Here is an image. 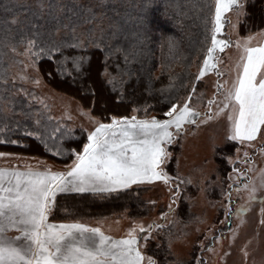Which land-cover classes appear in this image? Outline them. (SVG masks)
<instances>
[{
  "label": "rangeland",
  "instance_id": "rangeland-1",
  "mask_svg": "<svg viewBox=\"0 0 264 264\" xmlns=\"http://www.w3.org/2000/svg\"><path fill=\"white\" fill-rule=\"evenodd\" d=\"M92 1L96 4L100 3V0ZM176 1L180 2V0ZM244 1L242 0L243 3ZM126 2L131 4L127 12L129 15L133 14L134 18L132 20H121L116 29L121 34L124 46L129 37L135 35L136 31L147 37L153 32H171L173 30L170 26L157 25L158 19H171L168 13L170 10L168 2L172 3V0H105L103 5L108 6L112 3L120 8L128 7L125 4ZM207 5H212V7L209 8ZM94 6L96 7V5ZM244 9L243 14L239 17L235 9L225 13V19L230 23L225 24L224 35L218 38L229 39L231 46L226 48L223 53H217L219 60L217 68L223 75L217 77L215 71L209 72L200 81V86L197 85V93L193 97L191 106L201 113L202 118L209 111L212 113L217 111L216 104L209 109L208 100L215 99L220 102L223 99L221 95L217 94V81L227 88L236 77L235 64L239 60L241 51L236 48L235 42L252 37L250 46L264 45V30L243 35L239 32L240 23L244 19ZM200 11L201 13H209L210 16L213 15L214 0H203ZM127 12L125 15L128 17ZM96 18H101L97 12ZM104 18L94 23L93 33L89 37H86V32L83 31L79 35L83 36V38L79 37L80 42L84 43L90 39L88 42L91 43L95 39V32H98L99 36L104 35L109 27L106 20L101 23ZM233 24L236 25V28L232 27ZM101 29L102 31H100ZM128 33L129 35H126ZM208 46H210V39ZM32 51L35 52V50ZM24 52L25 50L22 51L21 47H18L15 52L11 50L10 54L3 60L7 66V72L3 75L1 83L3 87L0 98L1 108L5 110L3 113L5 112L10 118H14L12 116L15 109L12 106L13 98L22 97L27 99L28 106L26 108L28 110L24 111V115H18V117L19 119L31 118L35 132H39L45 137L53 136L52 140H48L49 147L52 149V151H49L50 154L56 150L54 145L60 143H63L66 149L68 142L83 139V143H85L88 132L94 131L98 123H111L113 117L121 119L123 117L131 118L135 115L138 119L166 118L162 116V113H156V110L160 109L162 105L155 103L153 99L158 91L162 93L160 91L162 89L176 88L174 85L178 84L180 80L179 75L164 74V72H169L171 69L163 68L164 66L159 64L160 60H158V65H156V70L153 73L156 80L150 78V69L147 70V66L140 67L143 69H140L139 72L140 81L138 85L141 86L144 96L139 101L132 100L130 102L122 97L124 88L121 86L127 85V79L120 80L122 84L120 87L118 84H114V87L113 83L116 82L114 79H117L120 84L119 79L112 78L108 70H105L103 77H101L92 65L87 80L90 81L94 91L88 85L77 82L76 85L83 88V92L81 96H76L68 90L70 89L75 93V88L71 84L58 81L57 88L52 86L51 83L56 76L42 75L37 62L33 66L32 59L23 55ZM117 54L124 60L125 55L121 50ZM110 56L112 55L108 54L105 60ZM113 57H115V54ZM165 58L170 57L167 54ZM202 62L203 60L199 62V65L195 64L190 68L189 72L193 73L194 77L188 86V90L186 92L185 89L182 91L181 95H185V97L181 96L179 98L181 102L190 93L192 83L195 81V76L198 74ZM149 66L151 68V65ZM21 77H24V79H21ZM37 79L40 81L39 84L34 83ZM105 81L119 93L117 100L111 99L107 94ZM109 81L112 82L109 83ZM138 92H140V89H138ZM174 100H171V102ZM119 103L123 108L119 107L117 109L114 107L120 105ZM150 103H154L155 109L152 112L148 111ZM129 106L131 108L130 113L127 110V108L130 110ZM102 109L106 111L110 109L115 113L123 112L125 116L105 118L100 115L103 112ZM37 119H40L41 126L36 125ZM57 128L60 129L59 132L55 131ZM68 129L72 130L71 138L61 137V133L66 132ZM172 131L175 130L172 129ZM227 134V112L219 117L214 116L206 123L202 122L201 119L198 120L197 124L185 125L184 130L175 137L174 143L166 145L172 156L164 166V170L173 178L174 182L169 185L161 181L152 184L133 185L132 188L127 189L130 191V198L126 196V199L122 200L121 208L116 214L105 218L87 219L86 217L93 215L82 209L81 201L73 198L75 205H71V202L67 201L69 199H65L66 201L62 199L63 194L57 197L58 207L54 213L59 210L62 216L82 219L74 223H82L89 227H100L106 235L114 239L126 238L127 231L137 224H143L145 227L153 222L164 224L163 229L153 233L155 238L150 241L146 248L143 247V241H141L142 250L145 254L153 255L154 259H157L158 262L164 261V264H198L200 261L203 264H264V224H261V220L264 219L261 208L264 205L259 202L260 198H264V189H260L262 179L260 170L264 169V156L257 151L262 141L258 138L254 142L256 146L249 149L238 142L227 141ZM244 151L249 152L254 164L249 165L242 162ZM0 152L11 153L9 156L0 157V168L15 167L24 170L25 166H31L33 169L41 171L50 168L52 171L67 172L69 169L66 165L71 164L59 162L42 153L40 149L35 148L17 152L0 150ZM56 157L67 158L64 156ZM230 159L233 163L229 162ZM233 166L244 174L240 177L239 185L234 186L242 188L243 184L251 179L259 189L257 192L258 200L250 207L248 206L246 191H232L231 202L225 198L226 193L230 191L227 185L233 183L232 180L228 179L230 175H235L232 172ZM249 167H252L253 171L249 172L247 170ZM177 175L191 178L192 183L178 185V181H175ZM170 188L172 191H169ZM177 190L179 191V197L176 204L173 205L174 212L168 215L166 219H161L163 213L169 211L168 205ZM124 191L126 190L121 192ZM89 202L92 203L90 200ZM225 205H228L232 212V215L227 219L224 215ZM242 205L249 207V210L244 212L242 217H237L235 212ZM74 207L78 208L79 214L71 211L75 209ZM54 213L49 216L50 223H52L50 219H52ZM97 215L103 216V214ZM169 239L171 240V248L168 246ZM209 248L212 251H208ZM149 252H152V254Z\"/></svg>",
  "mask_w": 264,
  "mask_h": 264
},
{
  "label": "snow or ice",
  "instance_id": "snow-or-ice-1",
  "mask_svg": "<svg viewBox=\"0 0 264 264\" xmlns=\"http://www.w3.org/2000/svg\"><path fill=\"white\" fill-rule=\"evenodd\" d=\"M103 3L105 0H100V4ZM39 7L43 8L44 5L40 3ZM207 7L211 8L212 5ZM244 7L242 0H214V14L203 21L205 32L210 33V36L205 35V43L210 39V46L206 48L202 66L183 102L174 100L168 110L162 112V116L166 118L138 119L135 115L121 119L113 117L111 123H98L94 131L88 132L82 151L75 147L66 149L63 143L54 145V156L74 157L71 164L66 165L69 169L67 172L52 171L50 168L41 171L31 166H25L24 170L15 167L0 168V264H164V261L154 259L153 255H146L141 245L143 241V247L146 248L155 238L153 233L163 229L164 224L153 222L147 227L137 224L127 231L126 238L114 239L100 227H89L82 223H50L49 216L57 209V197L60 194L104 195L119 193L133 185L152 184L156 181L166 185L173 183V178L164 170L172 156L166 145L174 143L175 137L184 130L185 125L197 124L201 119L206 123L214 116L219 117L226 112V140L238 142L250 149L256 146L254 142L259 138L262 143L257 151L264 156V45L250 46L252 37L237 40L235 46L241 51V55L235 64L236 77L227 88L217 81L216 91L223 97L222 101L208 100L209 109L216 104L217 111H209L202 118L201 113L191 106L197 93V82L212 71H215L217 77L223 75L217 68V53H223L231 46L229 39L218 38L224 35L225 24L230 23L225 19V13L235 9L239 17L243 14ZM5 10H8L7 5ZM59 11L63 12L64 8L60 7ZM83 11L87 14L82 17L86 23L96 19L92 6L85 7ZM17 22L15 19L11 21L12 24ZM232 27L236 28V25L233 24ZM72 33L79 40L75 28ZM94 46L99 48V44ZM37 47L39 51L33 52V48ZM63 47L65 45L55 41L41 46L37 45L36 40L28 39L23 55L30 57L35 66L42 56L52 60L53 51L61 52ZM67 47L79 49L83 47V42L70 43ZM12 50L15 52V47ZM68 59L65 56L63 60L56 62L57 73H65L64 66ZM86 59L83 56L72 58L74 70L81 76ZM67 75L71 76L72 73L67 72ZM34 83L39 84L40 81L37 79ZM36 125L41 126L40 119L36 120ZM55 131L59 132L60 129ZM24 135L34 137L44 145L46 151H52L48 140H52L53 136L45 137L39 132L28 130H25ZM65 136L71 138L72 130L61 133V137ZM5 143L17 145L18 141L0 139V144ZM9 155L11 153L0 152V157ZM243 156V163L254 164L248 151H244ZM229 162L233 163L231 159ZM247 170L251 172L253 168L249 167ZM232 172L235 175H230L228 179L233 183L227 185L230 191L225 198L231 202L232 191H246L250 207L257 202L259 189L251 179L242 188L234 186L239 185L240 177L244 174L235 166ZM260 175V189H264V169L260 170ZM175 181H178V185L192 183L191 178L179 175ZM178 197L177 190L168 205L169 211L163 213L161 219H166L174 212L173 205ZM259 202L264 205V198H260ZM224 207L227 219L232 212L228 205ZM249 207L240 206L235 215L242 217ZM261 213L264 215V207L261 208ZM261 224H264V219ZM10 231L19 235L11 237L8 235ZM168 246L171 248L170 239ZM208 251L212 249L209 248Z\"/></svg>",
  "mask_w": 264,
  "mask_h": 264
},
{
  "label": "trees",
  "instance_id": "trees-1",
  "mask_svg": "<svg viewBox=\"0 0 264 264\" xmlns=\"http://www.w3.org/2000/svg\"><path fill=\"white\" fill-rule=\"evenodd\" d=\"M202 1L203 0H180L179 2L172 0V3L168 2L170 9L168 13L171 19H158L157 25L162 27L170 26L173 30H171V32H153L147 37L136 31L135 35H132L133 38L129 37L124 46L121 34L116 29L120 25L121 20H132L134 18L133 14L129 15L127 12L129 7H131V4H127V2L125 4L128 7L120 8L112 3L108 6L101 5L100 3L96 4L92 0H0V98L3 92V87L1 85L2 78L7 72V66L4 64L3 60L10 54L13 47H15V49L21 47V50L24 51L27 46V40L34 39L37 45L41 46L51 44L53 41L65 45V47L61 49L63 55H61V52L53 51L52 60L42 56L37 61V65L42 75L56 76L51 83L52 86L57 88L58 81L71 84L75 88V93L70 89L68 90L72 92V94H76V96H81L83 92V88H79L78 85H76L77 82L82 85H88L91 90L94 91L90 81L87 80L90 69L92 65H94L96 72H98L101 77H103L104 71L108 70L110 76L112 78H118L119 82L120 80L124 81L127 79V85H122L121 82L119 84L117 79H114L116 82H114L113 85L118 84L119 87L122 85L121 87L124 88L122 97L125 99H128L130 102H132V100L139 101L144 96L141 86L138 85L140 81L139 72L147 66V70L150 69V78L156 80L153 73L156 70V65H158V60H160L159 64L164 66L163 68L171 69V71L173 70V72H164V74H176L179 75L180 78L179 83L174 85L176 88H168L167 90L162 89L160 90L162 93L158 91L154 97L153 101L162 105V109L156 110V113H162L170 107L172 103L171 100L179 99L182 96V91L184 89L185 92L188 90V86L191 84V80L194 77L193 73L191 74V72H189L190 68L192 65H199V62L203 60L209 42L205 43V35L207 34L210 36V33L205 32L203 21L206 17L210 18V14L201 13L200 5ZM178 2L179 4H177ZM40 3L44 5L43 8L39 7ZM5 5L8 6L7 11L5 10ZM21 5H31V7H22ZM77 5H80V7H76ZM94 5H96V7ZM244 5V19L240 23L239 32L243 35L263 30L264 0H245ZM87 6H92L93 12L95 14L96 12L100 14L101 18H96L93 22L86 23L82 17L87 15L83 11ZM60 7L64 8L63 12L59 11ZM126 12L129 15L128 17L125 15ZM101 13L104 15H101ZM102 18L104 19L101 23L106 20L109 25L104 35L99 36L98 32H95V39L92 40L91 43L88 42L90 39L86 40L82 48L73 49L67 47L70 43H80V39L77 40L73 36V28L76 29L77 37L83 38V36H79L83 31L86 32L85 36L89 37L93 33L94 23L98 20L100 21ZM14 19L18 22L12 24L11 21ZM5 21H7V23H5ZM100 31H102V29ZM126 35H129V33ZM95 44H99V48L95 47ZM33 50H35V52L39 51V47L33 48ZM120 50L124 53L126 59L124 58V60H122L117 54ZM108 54L112 56L105 60ZM114 54L115 57H113ZM167 54L170 58H165ZM65 56L69 58L67 64L64 66L65 73L59 74L56 72V62L58 60H63ZM81 56L87 58L86 61L83 62L84 71L82 76L75 72L72 64L73 57ZM149 65H151V68ZM140 67L143 68L141 69ZM67 72H71L72 75H67ZM49 73H51V75ZM73 77H75V79H73ZM106 81L105 89L107 90V94L111 99L117 100L119 93L111 88V85ZM199 83L200 82H198L197 85H199ZM138 89H140V92H138ZM182 97H185V95ZM1 106L0 103V130L4 132H0V139L10 138L12 140H17L18 144H0V150L17 152L35 148L40 149L42 153L59 162H72L73 157H56L50 154L49 151H46L44 145L34 137L24 135L25 130L35 132L31 118L19 119L18 117V115H24V111L28 110L26 108V106H28L27 99L22 97L13 98L12 106H14L15 109L12 112V116L14 118H10L5 112L3 113L5 110L1 108ZM114 107L117 109L119 107L123 108L121 104ZM154 109V103H150L148 111L152 112ZM127 110L130 113L131 108L130 110L127 108ZM100 115L105 118H110L112 116L120 118L125 116L123 112L115 113V111L110 109H107V111L103 110ZM82 144L83 139L80 141L68 142L66 146L67 148L75 147L78 151H81ZM63 195L64 197L62 199H69L67 201L71 202V205H75L73 198L81 201L82 209L89 211L90 214L93 215L86 218L93 219L105 218L118 213L122 205V200H125L126 196L130 198V191L126 190L124 192L105 194L103 196L93 195L91 193H72ZM89 200L92 203H90ZM74 208L75 209L71 211L78 213V208ZM97 214H103V216H98ZM78 220L82 219L62 216L59 210H57L52 219H50L52 223L58 224L79 222ZM149 253L152 254V252Z\"/></svg>",
  "mask_w": 264,
  "mask_h": 264
},
{
  "label": "crops",
  "instance_id": "crops-1",
  "mask_svg": "<svg viewBox=\"0 0 264 264\" xmlns=\"http://www.w3.org/2000/svg\"><path fill=\"white\" fill-rule=\"evenodd\" d=\"M264 30V29H263ZM8 167V166H7ZM13 167V166H12ZM8 235L9 236H11V237H14V236H16V235H19V233H17V232H15V231H10L9 233H8Z\"/></svg>",
  "mask_w": 264,
  "mask_h": 264
}]
</instances>
